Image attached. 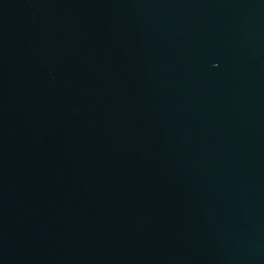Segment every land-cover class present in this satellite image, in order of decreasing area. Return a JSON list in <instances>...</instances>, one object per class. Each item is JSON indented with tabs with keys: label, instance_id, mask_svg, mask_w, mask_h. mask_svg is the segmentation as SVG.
<instances>
[{
	"label": "water",
	"instance_id": "obj_1",
	"mask_svg": "<svg viewBox=\"0 0 264 264\" xmlns=\"http://www.w3.org/2000/svg\"><path fill=\"white\" fill-rule=\"evenodd\" d=\"M0 264H264V0H0Z\"/></svg>",
	"mask_w": 264,
	"mask_h": 264
}]
</instances>
